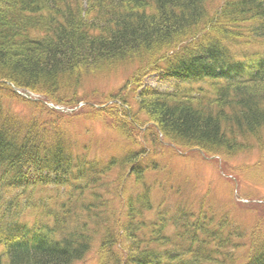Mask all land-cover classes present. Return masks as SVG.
I'll list each match as a JSON object with an SVG mask.
<instances>
[{
  "label": "trees",
  "instance_id": "1",
  "mask_svg": "<svg viewBox=\"0 0 264 264\" xmlns=\"http://www.w3.org/2000/svg\"><path fill=\"white\" fill-rule=\"evenodd\" d=\"M79 118L130 145L93 155ZM253 150L263 158L264 0H0V264H264V214L240 221L150 177L168 153L225 178Z\"/></svg>",
  "mask_w": 264,
  "mask_h": 264
},
{
  "label": "rangeland",
  "instance_id": "2",
  "mask_svg": "<svg viewBox=\"0 0 264 264\" xmlns=\"http://www.w3.org/2000/svg\"><path fill=\"white\" fill-rule=\"evenodd\" d=\"M125 75H113L111 78H100L97 80H88L86 90L90 91L96 86L101 88L119 87L124 82ZM148 85L165 88L168 83L162 79L159 73H152L146 77ZM85 85V86H86ZM170 85V84H169ZM85 106V105H84ZM79 107L77 110L82 111L86 107ZM15 108L24 109L21 104H16ZM80 109V110H79ZM75 127V129H74ZM73 129L80 134L82 142L91 143L94 151L92 154L99 156L108 154H119L124 152L130 145L126 140L121 138L116 132L106 129L101 123L92 120L79 118L75 120ZM98 149V150H97ZM165 160L170 161L173 167L166 169L161 173L153 172L150 177L153 180H162L166 184H171L176 187H185L195 185L199 193H192L198 197L203 194H208L210 201H215L221 208L229 209L240 219L244 221L251 215H263L264 210L259 209L258 205L248 207L240 204L233 196V184L225 182L224 177L220 178L216 165L211 162H204L197 155L196 158L171 157L167 153ZM230 161V160H229ZM229 169L240 178L239 193L240 196L248 198H264V156L261 159V153L258 150L245 152L237 155L228 163ZM172 170V171H170ZM236 179V178H235ZM233 181V179H232ZM166 193V194H165ZM163 193L159 188L155 191V197L158 200L162 196L168 194V201L178 200L179 196H175L173 191ZM259 202V201H257ZM238 203V204H237ZM261 203V202H259ZM97 257L93 252L81 264H96Z\"/></svg>",
  "mask_w": 264,
  "mask_h": 264
}]
</instances>
